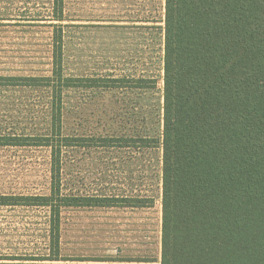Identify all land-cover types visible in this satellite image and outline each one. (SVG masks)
<instances>
[{
  "label": "rangeland",
  "instance_id": "obj_1",
  "mask_svg": "<svg viewBox=\"0 0 264 264\" xmlns=\"http://www.w3.org/2000/svg\"><path fill=\"white\" fill-rule=\"evenodd\" d=\"M164 5L64 0L57 21L54 0H0V75L50 76L62 24L64 75L83 78L62 90L63 133L83 137L63 149L62 193L117 200L63 208L54 262L49 209L0 207V264H161L163 152L142 139L163 130ZM108 78L122 86H103ZM51 101L50 88L0 86V135L48 134ZM104 137L132 146H101ZM50 160L47 147L0 146V193L48 194Z\"/></svg>",
  "mask_w": 264,
  "mask_h": 264
},
{
  "label": "trees",
  "instance_id": "obj_2",
  "mask_svg": "<svg viewBox=\"0 0 264 264\" xmlns=\"http://www.w3.org/2000/svg\"><path fill=\"white\" fill-rule=\"evenodd\" d=\"M63 7L54 0L57 21ZM164 9L162 136L142 139L163 152L161 264H264V0H165ZM54 27L50 76L0 75V86L52 94L48 134L0 135V146L49 149V193H0V207L49 209L51 262L63 208L117 201L62 193L63 149L83 139L63 133L62 90L83 78L64 75L63 25ZM101 146L132 145L104 137ZM126 199L137 201L133 207L155 204Z\"/></svg>",
  "mask_w": 264,
  "mask_h": 264
}]
</instances>
